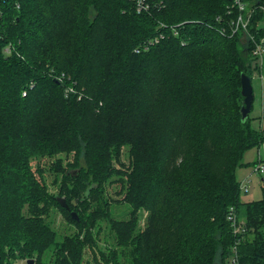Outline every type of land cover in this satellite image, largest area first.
<instances>
[{
    "label": "trees",
    "instance_id": "16d2710c",
    "mask_svg": "<svg viewBox=\"0 0 264 264\" xmlns=\"http://www.w3.org/2000/svg\"><path fill=\"white\" fill-rule=\"evenodd\" d=\"M242 1L0 0V264H91L87 250L95 264H264V185L243 201L237 177L264 143L241 114L242 74L264 70V0ZM60 153L52 193L43 162ZM52 209L75 226L61 239Z\"/></svg>",
    "mask_w": 264,
    "mask_h": 264
},
{
    "label": "rangeland",
    "instance_id": "374dc122",
    "mask_svg": "<svg viewBox=\"0 0 264 264\" xmlns=\"http://www.w3.org/2000/svg\"><path fill=\"white\" fill-rule=\"evenodd\" d=\"M254 86L255 88L258 87V82L256 79H254ZM65 154L60 153L56 155L55 157H48L44 160L43 163H46V181L48 188L50 189L52 193H57L61 186V183H63L62 174L59 176L56 174L55 169L56 165H51V162L54 160H58L57 158H64ZM258 157V147H253L250 150H248L245 154V161L251 162L248 166H243L237 170V177L241 182H245L249 186L248 191L242 190L241 193V199L243 201H248L252 199H260L263 197V185H264V170L262 172L255 171V165L253 162ZM54 158V159H53ZM115 161V168L117 170H126L127 166L129 165V162L131 161V152H130V146L125 145L122 147L120 156H118ZM33 165L35 166L36 160L35 158L32 161ZM63 166H66V161H63ZM118 175H114L111 178V181L116 180ZM111 181L109 183H111ZM107 184L110 194H112L115 198H120L121 195H118L116 192L120 190V185L115 182L113 184ZM111 185V186H110ZM69 188L73 189L76 185L74 181L68 182ZM83 188L81 189V196L83 195ZM113 211L115 213V216L127 218L128 212L130 210V207L127 203H114ZM148 213L146 211H143L140 215V221L139 226H145L146 224V217ZM243 217V216H242ZM48 221L51 223L52 227H54L58 231V238L61 239L66 234H70L74 231L75 226L74 223L71 222V220L68 218V216L63 213L60 209H52V212L50 216H48ZM102 229L100 232V245L102 247H106L110 244H113L115 241V235L111 231L109 227L108 221H102ZM86 259L91 262V264H95L93 261V253L90 250H87L86 252ZM14 264H27V258H17L14 261Z\"/></svg>",
    "mask_w": 264,
    "mask_h": 264
},
{
    "label": "built area",
    "instance_id": "2783aa9c",
    "mask_svg": "<svg viewBox=\"0 0 264 264\" xmlns=\"http://www.w3.org/2000/svg\"><path fill=\"white\" fill-rule=\"evenodd\" d=\"M135 1L137 4L138 11L147 10L150 7L148 0H135ZM236 2L241 9H245L246 6L242 0H236ZM248 23H249V16L246 17L245 15L241 14L237 18V20L234 22L235 29L236 30L237 29H247ZM254 53L259 57L260 64L263 65V62H264V38L260 39L259 41H256ZM262 77H263V73L256 72L254 79L262 78ZM263 170H264V163L261 162V163L255 165V171L262 172ZM241 188L244 191L249 190V186L245 182H241ZM230 218L232 219L233 224L235 225V230L240 231V229L242 227V223L238 222L236 215L231 214ZM229 264H238L237 257H234Z\"/></svg>",
    "mask_w": 264,
    "mask_h": 264
},
{
    "label": "water",
    "instance_id": "95a60500",
    "mask_svg": "<svg viewBox=\"0 0 264 264\" xmlns=\"http://www.w3.org/2000/svg\"><path fill=\"white\" fill-rule=\"evenodd\" d=\"M242 94L244 96V99L241 106V114L242 120L245 121L250 115L253 106V101L255 98L252 77L245 73L242 74ZM58 200L60 201L63 207L67 208L68 210H71V207L65 197H59ZM72 216L77 219L79 218L76 211H72ZM27 264H35V259H27Z\"/></svg>",
    "mask_w": 264,
    "mask_h": 264
},
{
    "label": "crops",
    "instance_id": "0c3cea01",
    "mask_svg": "<svg viewBox=\"0 0 264 264\" xmlns=\"http://www.w3.org/2000/svg\"><path fill=\"white\" fill-rule=\"evenodd\" d=\"M256 80L258 82V87L255 88L254 86L255 98L250 116L253 126L259 129H264V70L263 77L257 78ZM256 160H260L259 163H264V143L258 147V157Z\"/></svg>",
    "mask_w": 264,
    "mask_h": 264
}]
</instances>
